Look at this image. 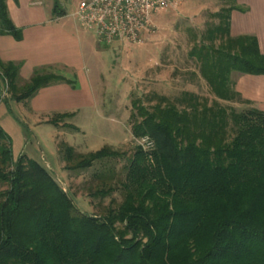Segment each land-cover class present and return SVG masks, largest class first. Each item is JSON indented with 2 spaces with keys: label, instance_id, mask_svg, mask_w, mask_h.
<instances>
[{
  "label": "trees",
  "instance_id": "1",
  "mask_svg": "<svg viewBox=\"0 0 264 264\" xmlns=\"http://www.w3.org/2000/svg\"><path fill=\"white\" fill-rule=\"evenodd\" d=\"M233 8L212 13L217 21L194 35L188 51L217 99L185 89L172 98L152 92L131 99L132 133L154 146L136 145L122 201L112 199L101 213L81 211L27 153L15 157L0 125V264H264V111L219 102H249L231 75L264 74V54L256 37L231 35ZM53 10L64 14L57 0ZM2 33L19 37L6 0H0ZM18 72L19 65L0 59L5 100H29L58 82L75 84L43 68L19 86ZM118 154L111 148L79 154L68 145L66 168L85 170Z\"/></svg>",
  "mask_w": 264,
  "mask_h": 264
},
{
  "label": "rangeland",
  "instance_id": "2",
  "mask_svg": "<svg viewBox=\"0 0 264 264\" xmlns=\"http://www.w3.org/2000/svg\"><path fill=\"white\" fill-rule=\"evenodd\" d=\"M57 1L69 14L79 3V0ZM227 2L182 0L177 7L154 15V31L141 43L122 46L119 41H114L110 46L100 45L93 58L102 59L99 68L106 73V83L95 84L99 100L95 105L89 104L80 111L40 113L32 117L30 99L19 102L7 96L9 109L25 123L27 146L23 152L43 164L62 187L68 189L81 211L98 214L112 199L116 203L123 199L122 182L137 145L130 121L131 99L135 95L145 98V95L159 92L172 98L185 89L209 102L217 99L200 77L198 65L189 57L188 51L194 35L201 34L208 23L217 21L212 13ZM92 39L95 43L94 36ZM101 87L106 91L102 93ZM219 102L237 111L250 107L239 101ZM145 103H148L146 99ZM59 115L63 117H57ZM68 145L79 154L101 148H111L119 154L96 161L85 170H69L65 156ZM108 186H113L114 190L106 197L95 194Z\"/></svg>",
  "mask_w": 264,
  "mask_h": 264
},
{
  "label": "crops",
  "instance_id": "3",
  "mask_svg": "<svg viewBox=\"0 0 264 264\" xmlns=\"http://www.w3.org/2000/svg\"><path fill=\"white\" fill-rule=\"evenodd\" d=\"M224 1L228 2L222 7L234 5L230 15L231 35L256 37L264 54V0ZM54 3L52 0H6L19 37L12 33L0 34V59L19 65V85H24L43 68L75 80L74 86L63 81L42 87L28 101L32 117L40 113L80 111L89 104L95 105L99 102L95 84L106 83V73L99 68L102 59L93 58L101 45L94 30L80 24L73 15L76 9L69 14L60 5L64 14L55 13ZM231 79L235 90L249 101L246 104L264 111V74L233 72ZM100 90L106 91L102 87ZM3 94L0 91V125L11 137L16 157L27 146L25 123L11 112Z\"/></svg>",
  "mask_w": 264,
  "mask_h": 264
},
{
  "label": "built area",
  "instance_id": "4",
  "mask_svg": "<svg viewBox=\"0 0 264 264\" xmlns=\"http://www.w3.org/2000/svg\"><path fill=\"white\" fill-rule=\"evenodd\" d=\"M182 0H79L74 16L94 30L98 42L110 46L137 45L154 31V15L177 7ZM143 149L154 146L148 136L135 138Z\"/></svg>",
  "mask_w": 264,
  "mask_h": 264
}]
</instances>
